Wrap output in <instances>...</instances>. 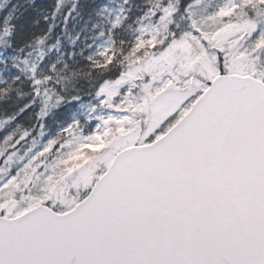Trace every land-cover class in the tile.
<instances>
[{
	"label": "snow or ice",
	"instance_id": "snow-or-ice-1",
	"mask_svg": "<svg viewBox=\"0 0 264 264\" xmlns=\"http://www.w3.org/2000/svg\"><path fill=\"white\" fill-rule=\"evenodd\" d=\"M0 264H264V0H0Z\"/></svg>",
	"mask_w": 264,
	"mask_h": 264
},
{
	"label": "trees",
	"instance_id": "trees-1",
	"mask_svg": "<svg viewBox=\"0 0 264 264\" xmlns=\"http://www.w3.org/2000/svg\"><path fill=\"white\" fill-rule=\"evenodd\" d=\"M12 2H13V3H16V2H21V3H23L24 0H12ZM43 2L46 3V4H51V3H54L55 0H43Z\"/></svg>",
	"mask_w": 264,
	"mask_h": 264
}]
</instances>
